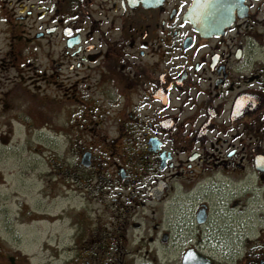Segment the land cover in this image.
Returning a JSON list of instances; mask_svg holds the SVG:
<instances>
[{"label": "flooded vegetation", "instance_id": "obj_1", "mask_svg": "<svg viewBox=\"0 0 264 264\" xmlns=\"http://www.w3.org/2000/svg\"><path fill=\"white\" fill-rule=\"evenodd\" d=\"M33 75L81 133L61 264H264V0H0V109Z\"/></svg>", "mask_w": 264, "mask_h": 264}, {"label": "rangeland", "instance_id": "obj_2", "mask_svg": "<svg viewBox=\"0 0 264 264\" xmlns=\"http://www.w3.org/2000/svg\"><path fill=\"white\" fill-rule=\"evenodd\" d=\"M45 52L49 51L43 47L37 52L36 65L40 71L46 66ZM37 78L22 77L21 84L16 86L18 109H0V220L3 221L0 224L11 228L12 240L20 242L31 264H61L63 250L67 253L62 248L68 230L65 226L71 219L67 213L86 207L81 197L76 196L73 183H66L69 179L61 173L66 148H75L81 133L75 121L64 123L66 113L60 93ZM53 81L61 84L62 78ZM36 85L41 88H30ZM72 162L70 157L69 164ZM99 197V204L87 207L90 212L111 208L113 195ZM168 223L164 225L169 226ZM150 248L153 247L146 239L144 249L133 255L131 262L148 264L156 254Z\"/></svg>", "mask_w": 264, "mask_h": 264}]
</instances>
